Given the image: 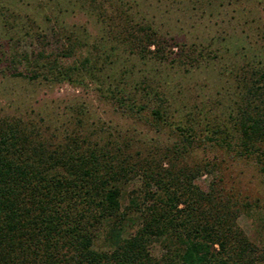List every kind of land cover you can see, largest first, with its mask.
I'll list each match as a JSON object with an SVG mask.
<instances>
[{
	"label": "trees",
	"instance_id": "trees-1",
	"mask_svg": "<svg viewBox=\"0 0 264 264\" xmlns=\"http://www.w3.org/2000/svg\"><path fill=\"white\" fill-rule=\"evenodd\" d=\"M69 32L58 50L37 63L46 66L47 78L85 82L82 68L92 71L99 59L89 46L79 61L65 64L61 57L86 44L79 31ZM132 35L133 41L140 38ZM149 44L160 51L155 40ZM91 45L97 49L98 43ZM228 71L242 89L227 118L207 119L204 127L177 124L179 137L165 152L145 155L132 167L124 152L138 138L101 143L94 126L79 129V117V128L67 127L64 138L54 139L32 118L0 114V264H264V248L237 222L248 201L221 186L220 178L202 188L195 178L218 164L187 154L208 140L234 158L251 157L264 171V67L249 63ZM119 81L106 92L119 103L127 100L132 111L148 107L137 94L140 86L129 90ZM150 109L158 125L164 121V108ZM139 173L141 184L122 205L126 183ZM129 225L135 226L125 234ZM100 236L105 246L96 245ZM155 242L158 254L150 250Z\"/></svg>",
	"mask_w": 264,
	"mask_h": 264
},
{
	"label": "rangeland",
	"instance_id": "rangeland-1",
	"mask_svg": "<svg viewBox=\"0 0 264 264\" xmlns=\"http://www.w3.org/2000/svg\"><path fill=\"white\" fill-rule=\"evenodd\" d=\"M72 28L86 44L61 57L63 62L76 63L89 46L99 59L92 71L82 68L86 83L47 78L46 66L37 63L58 50L64 31ZM131 32L140 38L133 41ZM148 40H155L160 51L154 52L156 45H147ZM249 63L264 67V0H0V114L32 118L54 139L64 138L67 127L79 128V117L84 118L79 129L94 126L101 143L108 137L138 138L132 149L124 148L127 167L165 152L179 137L177 124L204 127L207 119H226L242 89L228 70ZM11 65L25 74L11 72ZM117 80L129 90L140 86L137 94L148 107L132 111L127 100L119 103L107 93ZM155 105L164 108L159 125L150 109ZM187 154L218 164L195 182L207 188L220 178L221 186L247 200L237 222L264 248V171L258 163L234 158L208 140ZM141 180V173L128 180L122 205ZM96 245L105 246L102 236ZM150 250L158 254V243Z\"/></svg>",
	"mask_w": 264,
	"mask_h": 264
}]
</instances>
